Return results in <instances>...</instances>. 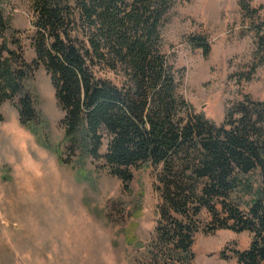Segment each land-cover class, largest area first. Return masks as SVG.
Wrapping results in <instances>:
<instances>
[{
	"label": "trees",
	"instance_id": "trees-1",
	"mask_svg": "<svg viewBox=\"0 0 264 264\" xmlns=\"http://www.w3.org/2000/svg\"><path fill=\"white\" fill-rule=\"evenodd\" d=\"M174 1L31 0V63L22 57L21 32L0 10V102L19 97L20 127L37 133L39 117L25 85L42 67L64 116L62 144L70 159L99 162L124 190L133 170H154L160 202L151 261L191 264L205 210L210 232L251 234L246 249L221 258L264 264V105L241 104L229 129L192 111L161 51L160 31ZM240 8L257 14L245 0ZM253 32L254 59L264 65V19ZM192 40L207 55L208 43Z\"/></svg>",
	"mask_w": 264,
	"mask_h": 264
},
{
	"label": "rangeland",
	"instance_id": "rangeland-1",
	"mask_svg": "<svg viewBox=\"0 0 264 264\" xmlns=\"http://www.w3.org/2000/svg\"><path fill=\"white\" fill-rule=\"evenodd\" d=\"M241 1L175 0L160 31L161 51L180 95L217 128L229 129L241 104L264 105V65L254 59L253 32L264 19V0H245L257 11L254 17L241 10ZM31 5V0H0L11 28L21 32L27 63L34 59ZM194 37L208 43L207 55ZM25 88L39 117L37 133L20 127L19 97L0 102V264H158L148 250L160 202L154 170L148 165L133 170L124 190L99 162L70 159L62 144L64 116L42 67ZM248 200L243 197L239 207ZM209 222L201 210L191 264H236L220 254L246 249L251 234L210 232Z\"/></svg>",
	"mask_w": 264,
	"mask_h": 264
},
{
	"label": "bare ground",
	"instance_id": "bare-ground-1",
	"mask_svg": "<svg viewBox=\"0 0 264 264\" xmlns=\"http://www.w3.org/2000/svg\"><path fill=\"white\" fill-rule=\"evenodd\" d=\"M69 225H70V224H69ZM72 226H73V225H72ZM73 227H74V226H73ZM68 228H69V227H68ZM73 231H74V230H73ZM73 231H72V232H73ZM75 232H77V231H76V228H75ZM58 234H59V233H58ZM75 235H77V234H75ZM60 236H61V235H60ZM58 237H59V236H58Z\"/></svg>",
	"mask_w": 264,
	"mask_h": 264
}]
</instances>
